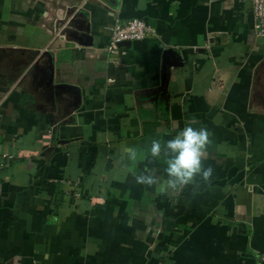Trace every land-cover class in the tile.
I'll return each instance as SVG.
<instances>
[{"label": "crops", "instance_id": "1", "mask_svg": "<svg viewBox=\"0 0 264 264\" xmlns=\"http://www.w3.org/2000/svg\"><path fill=\"white\" fill-rule=\"evenodd\" d=\"M134 17L153 33L110 53ZM253 24L251 0H0V264H264ZM186 125L214 171L171 188L146 150Z\"/></svg>", "mask_w": 264, "mask_h": 264}, {"label": "clouds", "instance_id": "2", "mask_svg": "<svg viewBox=\"0 0 264 264\" xmlns=\"http://www.w3.org/2000/svg\"><path fill=\"white\" fill-rule=\"evenodd\" d=\"M210 135L207 127L186 125L170 139H151L145 158L163 162L167 184L171 188L187 186L195 182L198 176L209 182L214 170L211 166L206 167L203 161L207 148L212 143ZM124 152L130 162L136 161L139 155L137 149L132 147L125 148ZM135 180L138 184L149 187L158 183L155 171L147 167L135 176Z\"/></svg>", "mask_w": 264, "mask_h": 264}, {"label": "built area", "instance_id": "3", "mask_svg": "<svg viewBox=\"0 0 264 264\" xmlns=\"http://www.w3.org/2000/svg\"><path fill=\"white\" fill-rule=\"evenodd\" d=\"M251 10L254 16L253 34L258 39H264V0H251ZM153 31V28L141 18L134 17L123 21H115L110 27L107 49L113 54L118 50L122 41L143 39ZM2 155L8 161L6 163L0 161V170L3 167L10 166V162L14 160V155L11 153H3Z\"/></svg>", "mask_w": 264, "mask_h": 264}, {"label": "water", "instance_id": "4", "mask_svg": "<svg viewBox=\"0 0 264 264\" xmlns=\"http://www.w3.org/2000/svg\"><path fill=\"white\" fill-rule=\"evenodd\" d=\"M122 42H123V43H125V42H127V43H128V42H130V41L126 40V41H122Z\"/></svg>", "mask_w": 264, "mask_h": 264}]
</instances>
